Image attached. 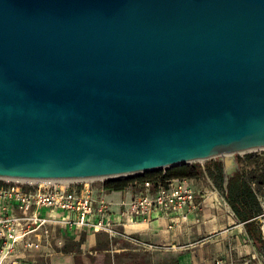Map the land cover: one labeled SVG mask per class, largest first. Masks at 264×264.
Wrapping results in <instances>:
<instances>
[{
    "label": "water",
    "instance_id": "1",
    "mask_svg": "<svg viewBox=\"0 0 264 264\" xmlns=\"http://www.w3.org/2000/svg\"><path fill=\"white\" fill-rule=\"evenodd\" d=\"M264 149V0H0V179L134 176Z\"/></svg>",
    "mask_w": 264,
    "mask_h": 264
},
{
    "label": "crops",
    "instance_id": "2",
    "mask_svg": "<svg viewBox=\"0 0 264 264\" xmlns=\"http://www.w3.org/2000/svg\"><path fill=\"white\" fill-rule=\"evenodd\" d=\"M236 161V170H251L254 175L264 176V149L244 154ZM217 163L207 165L213 170ZM187 179L196 197L185 219L176 218L172 223L168 218H160L147 221L149 223L138 229L127 228L130 225L127 224L117 228L121 234L115 236L104 231L76 236L69 228L53 227L52 248L57 251L50 259L51 264H256L261 261L264 252L260 251L254 237L260 234L264 242L260 230L264 185L257 193L261 211L253 218V225L246 226L207 173ZM142 184L134 181L122 190H106L103 182H93L90 187L94 194L111 202L110 209L115 214L119 210L118 203L139 192ZM42 262L43 259H37V264Z\"/></svg>",
    "mask_w": 264,
    "mask_h": 264
},
{
    "label": "built area",
    "instance_id": "3",
    "mask_svg": "<svg viewBox=\"0 0 264 264\" xmlns=\"http://www.w3.org/2000/svg\"><path fill=\"white\" fill-rule=\"evenodd\" d=\"M93 182L0 179V264H37L38 258L44 260L41 264H51L57 251L52 248L53 227L69 228L76 236L90 231L120 235L117 228L127 224L185 219L196 197L187 178L146 181L139 192L118 203L114 214L111 202L93 193ZM260 230L264 237V216ZM256 264H264V258Z\"/></svg>",
    "mask_w": 264,
    "mask_h": 264
},
{
    "label": "trees",
    "instance_id": "4",
    "mask_svg": "<svg viewBox=\"0 0 264 264\" xmlns=\"http://www.w3.org/2000/svg\"><path fill=\"white\" fill-rule=\"evenodd\" d=\"M215 171V173H214ZM207 173L215 182L217 187L222 191L227 203L230 205L236 217L246 223V226L253 225L254 217L260 211V204L257 198L258 189L264 185V176L254 175L251 170H236L229 177L227 185L223 187L222 171L220 163L213 165V170L209 165L204 169L200 166L189 163L173 166L170 168L160 169L151 172H144L134 176H126L119 178H110L103 181V187L106 190H122L128 187L134 181L137 182H157L170 179V178H198ZM256 185V188L252 187ZM254 239L260 245V251L264 252V242L259 236Z\"/></svg>",
    "mask_w": 264,
    "mask_h": 264
},
{
    "label": "rangeland",
    "instance_id": "5",
    "mask_svg": "<svg viewBox=\"0 0 264 264\" xmlns=\"http://www.w3.org/2000/svg\"><path fill=\"white\" fill-rule=\"evenodd\" d=\"M259 150H262V149H257V150H253V151H247V152H241V153H235L234 156H235V159H237V157H240V156H242L244 154H251V153L259 151ZM213 162H215V163L216 162H220L219 157L218 156L210 157V158H207V159H204V160H199V161L192 162V164L198 165V166H200L202 168V167H205L207 164H211ZM93 180H94V182L101 183L105 179L97 178V179H93Z\"/></svg>",
    "mask_w": 264,
    "mask_h": 264
},
{
    "label": "bare ground",
    "instance_id": "6",
    "mask_svg": "<svg viewBox=\"0 0 264 264\" xmlns=\"http://www.w3.org/2000/svg\"><path fill=\"white\" fill-rule=\"evenodd\" d=\"M245 152H247V151H245ZM241 153V152H240ZM122 177V176H121ZM123 177H125V176H123ZM100 179H105V178H100ZM40 180V182L41 181H43V179H39ZM59 180H61V181H64V182H66L67 180H74V179H59ZM85 180H92L91 178H87V179H85ZM140 223H143V224H141V225H136L135 223H132V224H130V225H128V226H126L127 228H130V229H132V228H142L143 227V225H145L144 223H149V222H140ZM128 230V229H127Z\"/></svg>",
    "mask_w": 264,
    "mask_h": 264
}]
</instances>
